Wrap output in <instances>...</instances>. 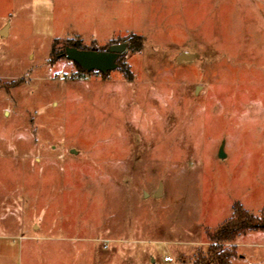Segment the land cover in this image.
I'll return each mask as SVG.
<instances>
[{"label": "rangeland", "instance_id": "374dc122", "mask_svg": "<svg viewBox=\"0 0 264 264\" xmlns=\"http://www.w3.org/2000/svg\"><path fill=\"white\" fill-rule=\"evenodd\" d=\"M132 34L131 79L57 58ZM236 204L264 212V0H0V264H194ZM222 248L264 264V231Z\"/></svg>", "mask_w": 264, "mask_h": 264}, {"label": "trees", "instance_id": "16d2710c", "mask_svg": "<svg viewBox=\"0 0 264 264\" xmlns=\"http://www.w3.org/2000/svg\"><path fill=\"white\" fill-rule=\"evenodd\" d=\"M56 42V41H55ZM54 42V43H55ZM144 39L138 35H128L123 39L122 43L127 44L126 51L133 53L140 52L143 49ZM79 50H88L82 47L80 41H71L68 46ZM65 47V48H66ZM53 55V54H52ZM64 52L61 53L57 58L64 57ZM55 58V59H57ZM123 61V54L118 60V69L120 68L126 77L132 78V74L129 68L125 66ZM79 70L83 73H87L80 66L76 64ZM264 231V212L259 216L254 215L239 205L236 204L233 209L232 217L224 222L211 236V246L208 253L205 255L199 253L194 264H230L231 259L234 257V251L222 248L224 243H234L236 238L240 235H244L248 232ZM236 246H233L235 248Z\"/></svg>", "mask_w": 264, "mask_h": 264}, {"label": "water", "instance_id": "95a60500", "mask_svg": "<svg viewBox=\"0 0 264 264\" xmlns=\"http://www.w3.org/2000/svg\"><path fill=\"white\" fill-rule=\"evenodd\" d=\"M5 32L6 29L1 32V35L5 36ZM126 49V43L113 45L105 51L79 50L73 47H66L63 56L68 61L80 66L87 73L99 72L101 74H107L118 69V60ZM193 59H195V56L183 54L180 56L179 61ZM218 158H226V154L224 153V144H222L219 149Z\"/></svg>", "mask_w": 264, "mask_h": 264}, {"label": "built area", "instance_id": "2783aa9c", "mask_svg": "<svg viewBox=\"0 0 264 264\" xmlns=\"http://www.w3.org/2000/svg\"><path fill=\"white\" fill-rule=\"evenodd\" d=\"M168 263L167 264H185L184 262H181V261H172L170 259H168Z\"/></svg>", "mask_w": 264, "mask_h": 264}, {"label": "crops", "instance_id": "0c3cea01", "mask_svg": "<svg viewBox=\"0 0 264 264\" xmlns=\"http://www.w3.org/2000/svg\"><path fill=\"white\" fill-rule=\"evenodd\" d=\"M3 30H1V32H2ZM6 34H8V32H7V30H6V32H5ZM2 237V236H1Z\"/></svg>", "mask_w": 264, "mask_h": 264}]
</instances>
